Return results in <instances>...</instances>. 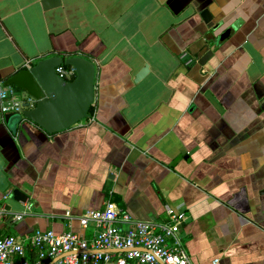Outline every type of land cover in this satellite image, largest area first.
Returning a JSON list of instances; mask_svg holds the SVG:
<instances>
[{
	"label": "crops",
	"instance_id": "crops-1",
	"mask_svg": "<svg viewBox=\"0 0 264 264\" xmlns=\"http://www.w3.org/2000/svg\"><path fill=\"white\" fill-rule=\"evenodd\" d=\"M44 1L0 0V85L81 56L97 67L96 101L55 135L10 127L0 101V237L92 240L79 219L110 200L160 223L168 205L186 214L192 264H264V0Z\"/></svg>",
	"mask_w": 264,
	"mask_h": 264
},
{
	"label": "built area",
	"instance_id": "built-area-1",
	"mask_svg": "<svg viewBox=\"0 0 264 264\" xmlns=\"http://www.w3.org/2000/svg\"><path fill=\"white\" fill-rule=\"evenodd\" d=\"M191 63L187 61L188 66ZM57 74L66 81L75 77V71L65 66L57 68ZM0 101L4 115L22 114L27 104L33 107V101L14 86L0 85ZM165 212V223L135 220L110 200L103 210L88 211L79 219L81 227L93 233L92 240L72 231L61 235L37 231L23 239L0 237V264H192L181 230L186 214L168 205ZM26 214L14 220L21 221ZM31 252L35 253L33 261Z\"/></svg>",
	"mask_w": 264,
	"mask_h": 264
},
{
	"label": "water",
	"instance_id": "water-1",
	"mask_svg": "<svg viewBox=\"0 0 264 264\" xmlns=\"http://www.w3.org/2000/svg\"><path fill=\"white\" fill-rule=\"evenodd\" d=\"M60 4V0H46L43 8L47 11L59 7ZM202 17L208 25L213 21L208 11ZM218 29L219 27L215 28ZM232 32L227 31L221 36V40L228 39ZM212 55V52L205 55L200 60V65L205 66ZM61 66L75 71L74 81H66L57 74V68ZM148 72L149 68L146 67L138 74L135 83L141 82ZM96 78L95 63L81 56L59 55L31 64L14 73L6 85L24 92L33 101V107L27 104V109L22 114H6L5 120L10 127L27 120L50 135L69 130L90 117V109L96 101ZM12 199L19 203L28 202V197L19 190L13 192Z\"/></svg>",
	"mask_w": 264,
	"mask_h": 264
},
{
	"label": "trees",
	"instance_id": "trees-1",
	"mask_svg": "<svg viewBox=\"0 0 264 264\" xmlns=\"http://www.w3.org/2000/svg\"><path fill=\"white\" fill-rule=\"evenodd\" d=\"M67 68H68V67H67ZM75 78H76V77H74V78L71 79L70 81H74ZM92 111H93V106H92L91 109H90V114L92 113ZM30 258H31L32 261L35 259V253H34V252H31V254H30Z\"/></svg>",
	"mask_w": 264,
	"mask_h": 264
}]
</instances>
